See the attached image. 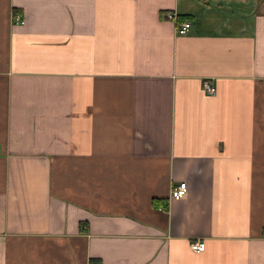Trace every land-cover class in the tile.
I'll use <instances>...</instances> for the list:
<instances>
[{
  "label": "crops",
  "instance_id": "1",
  "mask_svg": "<svg viewBox=\"0 0 264 264\" xmlns=\"http://www.w3.org/2000/svg\"><path fill=\"white\" fill-rule=\"evenodd\" d=\"M95 261L264 264V0H0V264Z\"/></svg>",
  "mask_w": 264,
  "mask_h": 264
},
{
  "label": "built area",
  "instance_id": "2",
  "mask_svg": "<svg viewBox=\"0 0 264 264\" xmlns=\"http://www.w3.org/2000/svg\"><path fill=\"white\" fill-rule=\"evenodd\" d=\"M13 16H14L15 22H19V23L23 22L21 17H19L18 14L15 13V14H13ZM167 18L174 19L175 17L172 13H168ZM190 26H191V23L189 20H182L177 25V32L184 33L186 30H188V28ZM202 86L207 93H214L215 92L214 85H212L209 81H203ZM185 191H186V186L184 184L181 183V184L173 185L170 189L169 198L170 199L179 198L180 196H182L185 193ZM190 247L194 250H202L204 248V242L202 240H199V239L192 240L190 242ZM90 264H102V262L101 261H95V262H92Z\"/></svg>",
  "mask_w": 264,
  "mask_h": 264
}]
</instances>
